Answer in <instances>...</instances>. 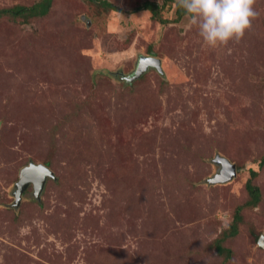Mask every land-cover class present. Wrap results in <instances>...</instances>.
Listing matches in <instances>:
<instances>
[{"label": "rangeland", "instance_id": "1", "mask_svg": "<svg viewBox=\"0 0 264 264\" xmlns=\"http://www.w3.org/2000/svg\"><path fill=\"white\" fill-rule=\"evenodd\" d=\"M105 1L122 12L52 0L29 25L0 19V264H223L211 244L251 169L262 201L222 245L226 264H264V0L238 42L215 48L168 3L167 24L133 11L163 0ZM151 55L164 75L125 86L119 74ZM216 155L236 175L210 185ZM47 160L55 179L13 206L20 170Z\"/></svg>", "mask_w": 264, "mask_h": 264}, {"label": "trees", "instance_id": "2", "mask_svg": "<svg viewBox=\"0 0 264 264\" xmlns=\"http://www.w3.org/2000/svg\"><path fill=\"white\" fill-rule=\"evenodd\" d=\"M89 2H94L99 4L103 9L110 10L113 12H122L121 9L117 6H114L113 4H110L109 2L103 0H87ZM51 2L52 0H39L36 3H34L31 6H24V5H15L12 7H6V8H0V19L3 17H9L11 20H19L25 25H29L30 22L35 21L36 19L45 17L50 8H51ZM168 3L169 6H172L174 8V16L175 18L172 20V22H179L184 17H186V13L183 9L175 6L176 0H163V3L161 6H159L155 2L151 1H144L143 3L137 5L134 12L139 11H148L151 15L152 20H157L160 24H167L168 20L163 19L161 16V11L164 8V6ZM149 53H151V50L148 49ZM150 55V54H149ZM153 56V55H151ZM146 73L143 74L139 79L131 82L126 83L124 81L125 86L134 85L137 83H142L146 79ZM161 76V75H160ZM119 78L120 74H119ZM123 81V80H122ZM161 83L164 84L165 82L161 80ZM258 166L259 168L264 167V155L259 157ZM44 165L47 167H50L49 163L50 161L43 162ZM238 169H241L242 166L240 164H236ZM258 177V172L251 169L249 170V178L247 179L245 183V191L247 193V199L241 206H238L233 214L232 223L228 227V230H224L219 236L217 237L211 244L213 248L217 251V254L223 257V264L228 262L232 257V251L223 246L222 243L224 240L235 237L238 234L239 226L238 224L242 222L241 218V212L248 208L253 209L256 208L259 203L262 201V193L258 185L255 184V180ZM225 263V264H226Z\"/></svg>", "mask_w": 264, "mask_h": 264}, {"label": "clouds", "instance_id": "3", "mask_svg": "<svg viewBox=\"0 0 264 264\" xmlns=\"http://www.w3.org/2000/svg\"><path fill=\"white\" fill-rule=\"evenodd\" d=\"M255 4L256 0H176L175 6L185 11L203 42L215 48L243 37L259 15Z\"/></svg>", "mask_w": 264, "mask_h": 264}, {"label": "water", "instance_id": "4", "mask_svg": "<svg viewBox=\"0 0 264 264\" xmlns=\"http://www.w3.org/2000/svg\"><path fill=\"white\" fill-rule=\"evenodd\" d=\"M150 69H154L161 76L164 75L160 59L153 56H139L133 72L129 75L120 74V77L126 83H131L139 79ZM212 161L213 164L220 168H218V172L213 177L206 180L207 184H225L235 177L236 167L228 159L216 155ZM47 179H55L51 169L42 163L35 164L30 161L28 165L23 167L19 172L18 180L15 183V191L13 193V206H18L24 190L30 185L33 188L34 197L39 199ZM258 245L264 249V238L262 236L258 240Z\"/></svg>", "mask_w": 264, "mask_h": 264}]
</instances>
